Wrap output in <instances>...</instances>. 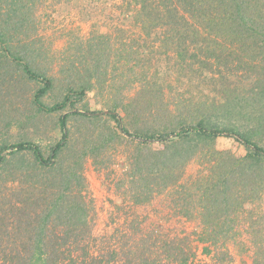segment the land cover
Masks as SVG:
<instances>
[{
	"label": "trees",
	"instance_id": "1",
	"mask_svg": "<svg viewBox=\"0 0 264 264\" xmlns=\"http://www.w3.org/2000/svg\"><path fill=\"white\" fill-rule=\"evenodd\" d=\"M3 1L0 5L7 23L26 29L29 5L46 0ZM114 1L115 18L108 22L109 30L92 29L86 37L78 38L73 54L80 57L66 59L74 72L87 66L95 77L101 69L104 72L113 66L117 76L104 72V82H108L109 91L124 95L120 98L125 110L135 116L147 111L153 116L160 110L159 104L164 107L168 102L166 87L158 80L161 55L173 63V70L184 60L190 66L198 45L207 54L203 62L213 66L220 60L214 62L209 55H216L227 44L232 48L248 46L250 39L264 44V0ZM29 39H19L23 60L33 44ZM7 42L11 48L14 41L9 38ZM178 54L181 57L175 56ZM55 68L51 69L55 72L48 69L42 75L30 62L24 63L29 76L44 81L36 93L38 101L53 87L58 77ZM123 80V87L117 85ZM87 86L81 87L82 92ZM156 98L162 100L158 103ZM109 113L122 132L139 138L147 147L144 153L138 147L132 150L131 166L125 173L100 161L101 168L117 172L109 178L122 199L114 203L104 230L96 226L97 211L80 163L84 158L56 162L68 142V117L93 118L99 112L63 114L62 138L48 157L33 141L0 150V165L6 160L4 151H28L45 168L41 180L28 179L22 171H0V264H236L238 256L246 264H264L263 146L232 129L207 128L202 120L181 126L177 134L176 128L131 133L123 126L120 113ZM193 130L207 138L235 136L247 153L239 156L210 147L190 154L177 140L163 148L152 146L171 140L170 134L188 137ZM197 158L202 168L189 173L190 161ZM148 206L147 212L136 210ZM181 220L195 225L177 226Z\"/></svg>",
	"mask_w": 264,
	"mask_h": 264
},
{
	"label": "rangeland",
	"instance_id": "2",
	"mask_svg": "<svg viewBox=\"0 0 264 264\" xmlns=\"http://www.w3.org/2000/svg\"><path fill=\"white\" fill-rule=\"evenodd\" d=\"M114 4V0H46L45 3L31 4L26 29L9 25L0 5V150L21 141H33L48 157L62 138L60 118L63 114L76 110L99 112L93 118L81 115L68 117V142L56 158V162L84 158L80 163H83L87 191L94 200L99 231L107 227L114 203L122 202L117 193L118 186L109 178L117 172H110L109 169L115 168L119 173H125L131 166L129 154L132 150L138 147L144 153L147 147L146 143H139V138L122 132L109 110L122 115L123 126L131 133L168 132L176 128L177 134L181 126L194 125L202 120L207 128L232 129L264 147V44L256 39H250L248 46H223L216 55H209L213 56L214 62L220 60L213 66L203 62L207 54L198 45L194 48L190 66L184 60L176 70L171 68L173 63L166 61V55H161L163 63L158 70V80L166 87L165 98L169 103L164 107L159 104L160 110L153 116L148 111L141 113V116L127 112L123 106L125 102L120 98L124 95L109 91L111 88L108 82H104L102 74L109 72L117 76L113 66L105 68L104 72L101 69L96 77L87 66L80 73L74 72L66 58L70 56V59L78 60L80 57L73 54L78 38L86 37L92 29L99 32L109 30L108 22L115 18ZM25 36L33 44L26 49L28 55L23 60L19 55L22 45L19 39ZM9 38L14 41L12 45L10 43L11 48L7 47ZM26 62H30L33 69L42 75L48 69V72H53L51 69L56 66L58 77L40 101L36 93L44 81L41 77H31L26 73ZM125 81L117 85L121 86ZM87 84L82 92L81 87ZM156 100L159 103L162 99ZM53 105L61 107L54 111L47 109ZM169 139L167 142H154L152 146L163 148L177 140L181 148L190 150V154L203 153L210 147L230 150L239 156L247 153L245 145L230 135L207 138L193 130L188 137L170 134ZM89 149L93 151L92 155ZM3 154L6 160L0 165V171H22L26 178L32 180L44 178L42 174L45 168L31 152L6 150ZM100 161L108 163L109 169L101 168ZM190 162L189 173L196 174L202 168L200 160L197 158ZM150 209L136 208L140 212ZM176 224L192 228L195 222L181 220ZM236 264L246 262L238 256Z\"/></svg>",
	"mask_w": 264,
	"mask_h": 264
}]
</instances>
